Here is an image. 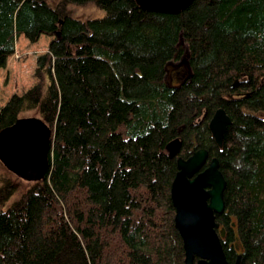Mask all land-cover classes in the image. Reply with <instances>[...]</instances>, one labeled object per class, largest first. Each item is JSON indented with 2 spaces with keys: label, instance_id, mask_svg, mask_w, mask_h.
<instances>
[{
  "label": "trees",
  "instance_id": "1",
  "mask_svg": "<svg viewBox=\"0 0 264 264\" xmlns=\"http://www.w3.org/2000/svg\"><path fill=\"white\" fill-rule=\"evenodd\" d=\"M88 4L104 16L71 17ZM41 36L35 84L0 107V131L42 119L49 169L19 194L0 179V264H185L171 185L177 159L198 150L226 182L227 262L264 264V0H195L177 14L135 0H0V70L21 37ZM179 59L188 74L171 85ZM218 109L230 119L221 148L208 128Z\"/></svg>",
  "mask_w": 264,
  "mask_h": 264
},
{
  "label": "water",
  "instance_id": "2",
  "mask_svg": "<svg viewBox=\"0 0 264 264\" xmlns=\"http://www.w3.org/2000/svg\"><path fill=\"white\" fill-rule=\"evenodd\" d=\"M195 0H135L145 12L177 14ZM230 119L218 109L209 122L215 144L221 148ZM180 141L171 142L170 157L178 155ZM51 131L40 118L23 117L0 131V163L12 175L28 183L45 179L49 169ZM171 185L175 228L185 253V264H229L219 237L216 217L225 212L226 182L216 158L208 162V152L198 150L188 159L178 158ZM238 257L234 264H239Z\"/></svg>",
  "mask_w": 264,
  "mask_h": 264
},
{
  "label": "rangeland",
  "instance_id": "3",
  "mask_svg": "<svg viewBox=\"0 0 264 264\" xmlns=\"http://www.w3.org/2000/svg\"><path fill=\"white\" fill-rule=\"evenodd\" d=\"M58 2L59 0H48V4L51 7H55ZM70 15L78 20H92L102 18L104 12L97 9L93 4L86 6L72 5ZM50 41L51 38L47 36H41L39 41L34 44L29 43L24 37L18 40L15 54L9 58L6 67L0 70V107L4 105L13 93L21 94L35 84L33 74L36 69L37 59L46 53ZM187 74L186 60H175L166 66L165 80L171 85H177ZM24 117L38 118L31 113L25 114ZM6 177L11 180L12 184L13 181L17 183L18 194L24 192L32 184L15 177L0 163V179ZM16 197L11 198L10 203H13ZM234 248L239 252L241 251V245L238 240L235 241Z\"/></svg>",
  "mask_w": 264,
  "mask_h": 264
}]
</instances>
